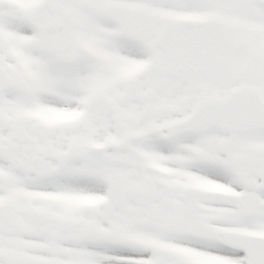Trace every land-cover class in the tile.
Segmentation results:
<instances>
[{
  "label": "snow or ice",
  "instance_id": "6c2138e0",
  "mask_svg": "<svg viewBox=\"0 0 264 264\" xmlns=\"http://www.w3.org/2000/svg\"><path fill=\"white\" fill-rule=\"evenodd\" d=\"M0 264H264V0H0Z\"/></svg>",
  "mask_w": 264,
  "mask_h": 264
}]
</instances>
